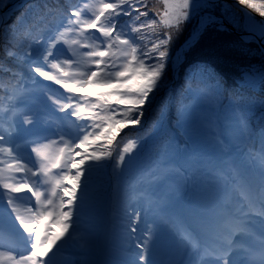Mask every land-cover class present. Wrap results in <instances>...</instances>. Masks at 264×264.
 Listing matches in <instances>:
<instances>
[{"label": "snow or ice", "instance_id": "6c2138e0", "mask_svg": "<svg viewBox=\"0 0 264 264\" xmlns=\"http://www.w3.org/2000/svg\"><path fill=\"white\" fill-rule=\"evenodd\" d=\"M4 2L0 0V5ZM163 2L164 12L156 15L165 18L160 23L166 25L167 31L153 33L155 42L146 40L143 32L145 27L157 24L155 16L146 24L141 22V17L147 20L149 16L147 10H141L147 8L145 0H97L95 6H87L90 16H86L85 10L73 0H60L61 20L55 26V35L35 40V49L29 46L24 56L27 59L36 57L32 60L35 66L30 68V72L34 73L33 84L40 82L38 78H43L63 90L55 99H49L58 111L74 118L78 132L68 141L61 138L60 142L65 147H61L58 154H44L32 148L31 152L36 154V159H32L24 155V148L27 144L38 143L37 140H25L23 146L14 144V125L9 123L7 133L0 128V154H5L12 161L9 163L8 159H0V165H3L0 167V216L8 214L7 209L11 208L16 214L15 220L19 222L18 227L23 230L21 235L30 245L20 251L9 246L6 251L0 252V261L6 264H50L54 249L71 237L88 196L93 170H101L111 164L114 171H122L132 163L143 140L137 137L125 142L127 130L143 124L147 106L164 84L168 71L181 59L182 52L191 49L208 26H224V14L216 17L212 12V0ZM238 4L254 9L264 18V0H238ZM33 7L36 6H30V10ZM193 20L196 23L190 36L181 52L174 54L171 49L174 40ZM24 21V16L18 18L20 24ZM70 34L80 39L71 42L64 39ZM260 35L264 37V26ZM81 39L86 41L82 45L85 50L72 49L73 56L79 53L78 58L66 56L61 59L57 55V52H62V45L71 48L72 45H80ZM8 47H11L10 43L6 45V50ZM8 55L15 53L8 52ZM0 71L10 69L0 68ZM12 75L16 77L15 73ZM257 75L264 84V71ZM245 78L250 84H255L256 76L246 73ZM85 87L104 90L86 93ZM14 108L10 98L9 111ZM190 115V106L178 108L177 124L185 123ZM34 123L33 115H25V126L31 127ZM200 135L201 127L193 122L189 139L194 141ZM121 144L123 147H120ZM171 150V143H165L158 154L163 158ZM53 169L57 170L58 176L48 187L50 181L45 178L52 175ZM68 180L70 185L66 183ZM17 201L30 205L27 211L31 215L28 218L19 213ZM141 219V212H135L129 229L131 235L137 232ZM53 224L60 225L58 233L51 232ZM257 224L259 235L255 238L258 249L253 250L246 247L248 238L254 235L249 225L255 227ZM41 227L43 231L39 230ZM237 233L240 236L237 237ZM155 235L156 230L145 224L142 236L135 244L138 259L132 264H152L148 254ZM179 243L187 246L191 237H181ZM0 247L3 245L0 244ZM213 253L212 259L205 264H264V199L255 218L246 216L235 224L224 226L222 243L213 249Z\"/></svg>", "mask_w": 264, "mask_h": 264}, {"label": "trees", "instance_id": "16d2710c", "mask_svg": "<svg viewBox=\"0 0 264 264\" xmlns=\"http://www.w3.org/2000/svg\"><path fill=\"white\" fill-rule=\"evenodd\" d=\"M13 1L5 0L0 5V11ZM83 1L73 0L81 8ZM145 3L147 8L141 10H147L149 16L147 20L141 17V22L146 24L155 16L157 24L145 27L143 32L146 40L155 42L153 33L167 31L166 25L160 23L165 18L156 15L164 12V2L145 0ZM212 4L215 15L223 13L224 19L232 25L239 24L236 19L242 24L241 10L230 2L218 0L212 1ZM32 5L36 7L30 10ZM251 10L261 17L254 9ZM61 12L60 0H29L23 7L11 11L2 24L0 68L10 71H0V109L3 110L0 111V119H6L9 99L29 81L27 71L20 64L29 68L35 66L32 60L36 57L27 59L24 54L29 51L30 45L36 48L35 40L42 37L47 39L55 34ZM21 16L25 17L23 24L18 22ZM195 23L193 20L186 25L174 40L171 46L174 54L190 36ZM13 28L14 32L11 31ZM9 43L11 47L6 50ZM8 52L15 55L10 56ZM262 70L264 56L256 43H245L236 33L216 25L208 26L193 47L184 53L176 80L173 69L168 71L164 84L147 106L143 124L126 132L125 142L137 137L143 140L132 163L122 171H114L112 165L108 164L91 173L88 196L71 234V241L81 250L75 256L85 262L88 260L86 254L96 250L97 233L106 211L111 180L114 181L110 208L111 232L125 239L128 188L135 180L140 185L145 184L153 175L159 176V168L163 166L174 175L183 176L181 169L194 162L191 160L194 157L201 159L207 171H212L214 164L210 163L211 159H206L212 143L217 144L220 155L226 159L240 155L264 163V84L257 75ZM12 73L16 74L15 78ZM246 73L256 76L254 85L245 78ZM103 90L100 87L84 89L86 93ZM184 105L190 106L191 115L185 123L178 125L177 110ZM193 122L201 127V135L194 141L189 139ZM169 142L172 150L166 157H160V147Z\"/></svg>", "mask_w": 264, "mask_h": 264}, {"label": "rangeland", "instance_id": "374dc122", "mask_svg": "<svg viewBox=\"0 0 264 264\" xmlns=\"http://www.w3.org/2000/svg\"><path fill=\"white\" fill-rule=\"evenodd\" d=\"M235 1L238 3L237 0ZM23 2L24 0H17L14 3L16 8L13 10L23 7ZM96 3L97 0H84L82 2V9L85 10L86 16L91 15V12L87 11V6H95ZM230 3L235 6L232 2ZM238 5L239 7H235L241 10L242 19L240 21L242 24L236 19V23L239 24L234 26L224 19L225 28L216 26L236 33L245 43H256L260 53L264 56L263 46L251 34V30H254L256 25H252L246 19V13L258 26H264V19L246 6ZM6 14L4 15L6 16ZM216 17L220 18V15H216ZM226 25L233 31L228 29ZM64 39L71 42L73 39L80 38L70 34L66 35ZM85 42L81 39L80 45H72L71 48L69 45H62V52H57V55L61 59L66 56H73L72 49L75 48H80L82 52L85 50L82 47ZM54 51L56 50L54 49ZM78 56L79 53L73 58H78ZM174 67L175 63L172 69ZM25 70L28 73L29 81L25 82L12 96L15 108L12 111H9V107L7 108L6 119H0V128L7 133L9 123L14 125V144L23 146L24 143L19 142L21 139L38 141L36 144H27L24 148L26 157L30 156L32 159H36V154L31 152L32 148H37L44 154H58L59 149L65 147V144L60 142L61 138L68 141L76 137L78 132L76 123L74 118L58 111L49 99V97L55 99L63 90L54 82L44 81L43 78H38L40 82L33 84L34 73L30 72L28 66ZM13 111L16 113L15 116H13ZM25 115L34 116L35 123L31 127L23 124ZM0 159L8 158L5 154H0ZM206 159H211L210 163L214 164L212 171H207L201 159L194 157L191 159L194 162L186 165L185 169L180 168L183 176L174 175L171 170L163 166L159 168V176L153 175L152 179L146 181L145 184H138L136 182L138 180L130 183L127 198V228L124 232L126 238L122 239L119 235L111 237L109 232L108 235L106 234L108 237L104 239V242L102 240L100 242L103 224L98 232L99 245L97 250L86 254L88 256L87 261H81L80 257L75 256L79 254L77 252H80V249L74 245L70 237L54 249L50 264H97L101 253L99 251L101 243L104 244L105 251L102 254L100 264H132L138 259L135 244L140 240L145 224L156 230L155 240L148 254V259L152 264H169L172 257L175 260L174 264H193L194 262L203 264L211 260L212 255H198L199 247L196 246L193 238L199 236L204 244V252H207L208 249L218 248L222 243V238L219 241L216 236V226L224 229L225 225L223 224L225 223H237L246 216L255 218V213L260 209L261 201L264 199V163L240 155H236L231 160L226 159L220 155L219 148L214 143L211 144ZM8 162L12 163L10 159ZM57 176V170L53 169L52 175L45 178L50 181L48 187L54 183ZM66 183L70 185L71 181L68 180ZM4 203L6 205L7 201L5 200ZM16 206H20L18 211L25 218L31 215L27 211L30 205L17 201ZM135 212H141L142 219L139 222L137 232L131 235L129 229ZM7 213L0 216V229L2 231L0 241L5 244L0 247V252L6 251L9 246H14L17 251L30 247L21 235L23 230L18 227L19 222L15 220L16 214L12 213L11 208L7 209ZM169 224L175 228L174 232L168 228ZM249 228L254 235L248 238L247 247L257 250L258 241L252 242V238L259 235V225L257 224L255 227L249 225ZM39 230L43 231V228L41 227ZM50 230L53 234L58 233L61 230L60 225L53 224ZM16 233L19 234L17 238ZM184 236L191 237V243L187 246L179 243L180 238ZM238 236L240 233H237ZM203 238L205 239L203 240ZM233 238L236 239V237ZM159 253H163L165 256L160 258L158 257ZM180 253H182V257L177 259ZM0 264H6V262L0 261Z\"/></svg>", "mask_w": 264, "mask_h": 264}, {"label": "bare ground", "instance_id": "6f19581e", "mask_svg": "<svg viewBox=\"0 0 264 264\" xmlns=\"http://www.w3.org/2000/svg\"><path fill=\"white\" fill-rule=\"evenodd\" d=\"M1 19H2V16L0 15V23H1ZM246 19H248L251 23H252V25H256V27H255V29L254 30H251L252 31V35L254 36V38L255 39H258L262 44H263V46H264V37H261V35H260V30H261V27L262 26H258L255 22H254V20H252L251 19V17L249 16V14L248 13H246ZM181 50H182V47H181V49L179 50V52H181ZM183 53L184 52H182V54H181V59L179 60V61H176L175 62V67L177 66V64L182 60V56H183ZM20 143H24V142H22V141H19ZM18 208V210L20 209V206H18L17 207ZM105 221H104V226H103V230H102V232H101V239H100V242H101V240H102V242H104V239L106 238V237H108L107 235H108V233L110 232V228H111V220H110V216H109V210H107V213H106V215H105ZM231 224V223H230ZM168 228H170V229H172V232H174L175 231V228L173 227V226H171L170 224L168 225ZM215 232H216V235H217V238L219 237L220 239L222 238V232H223V230H222V228L220 227V226H216V228H215ZM107 234V235H106ZM17 236L19 237V234H17L16 233V238H17ZM206 238V237H205ZM205 238H203V240L205 239ZM193 239H195L197 242H200V241H202V239L199 237V239H197V237L195 238H193ZM258 240L254 237V238H252V242H257ZM206 242V241H205ZM104 244L103 243H101V245H100V249H99V251L101 252L100 253V255H99V258H98V260L97 261H99L97 264H100L101 262H102V257H103V252L105 251V249H104V246H103ZM246 247H247V245H246ZM201 252H203V254L205 253L202 249H201ZM206 254V253H205ZM207 254H211V253H207ZM195 255H196V253H195ZM212 255V254H211ZM165 255L163 254V253H159V255H158V257H160V258H162V257H164ZM182 257V253H180V255L177 257V259H180ZM177 259H176V261H177ZM175 263V260L173 259V257L171 258V261H170V263L169 264H174ZM194 264H196V263H194ZM203 264H205V262L203 263Z\"/></svg>", "mask_w": 264, "mask_h": 264}, {"label": "water", "instance_id": "95a60500", "mask_svg": "<svg viewBox=\"0 0 264 264\" xmlns=\"http://www.w3.org/2000/svg\"><path fill=\"white\" fill-rule=\"evenodd\" d=\"M16 1H17V0H14L13 3H12L10 6H8L5 10L0 11V15L2 16L1 23H0V52H1V28H2V24L4 23V20H5L4 14L7 13V14H6V18H7L9 12H10L11 10H13L14 8H16V7L14 6V5H15L14 3H15ZM28 1H29V0H24L22 6L25 5ZM228 1L232 2L235 6H238V7H239L238 3H237L235 0H228ZM226 27H227V25H226ZM222 28H225V25H224V27H222ZM227 28H228V27H227ZM228 29H230V28H228ZM230 30L233 31L232 29H230ZM258 42H260V41H258ZM183 44H184V43H183ZM183 44L181 45V47L183 46ZM260 44L263 46V44H262L261 42H260ZM181 47H180V48H181ZM180 48L178 49L177 52H179ZM263 48H264V46H263ZM183 60H184V54H183V56H182V60L177 64L176 67L173 68V76H174V80L177 78V70L179 69L180 63H181Z\"/></svg>", "mask_w": 264, "mask_h": 264}]
</instances>
